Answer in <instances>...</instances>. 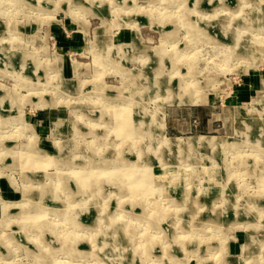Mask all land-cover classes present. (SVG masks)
Instances as JSON below:
<instances>
[{
  "label": "rangeland",
  "instance_id": "rangeland-1",
  "mask_svg": "<svg viewBox=\"0 0 264 264\" xmlns=\"http://www.w3.org/2000/svg\"><path fill=\"white\" fill-rule=\"evenodd\" d=\"M0 26V264H65L58 223L88 197L81 224L138 225L103 260L77 242L71 264H264V0H0ZM150 120L193 145L142 139ZM88 173L110 177L77 194Z\"/></svg>",
  "mask_w": 264,
  "mask_h": 264
},
{
  "label": "bare ground",
  "instance_id": "bare-ground-1",
  "mask_svg": "<svg viewBox=\"0 0 264 264\" xmlns=\"http://www.w3.org/2000/svg\"><path fill=\"white\" fill-rule=\"evenodd\" d=\"M0 27H2V26H0ZM3 27H5V26H3ZM251 38H257V36L253 35V36H251ZM261 41H264V40L260 39V40H256L255 42L259 43ZM250 49L251 50H257V48H255V43L254 42H252V46H251ZM181 81H182L181 83L180 82H177V83H178V85L182 84L183 91L178 96L177 100L184 101V100L191 99L192 97L189 96L190 95V90L193 88V86H195L196 83L192 82L190 80L189 81L188 80L185 81V79H183ZM168 84H170V81L168 82ZM142 123L145 124V125L148 124L147 128L138 130L140 134H143L142 139H145V140L148 139L150 141L153 140V139H158L159 142L162 145L161 147L167 149L170 152L173 151V150H176V152L179 153L181 148H182V146L184 145V142H185V145L187 147L193 145L190 140L182 141V140L179 139L177 142H173L172 139H165V138L161 137V133H160V131L158 129L157 130H155V129L152 130V128L150 127L151 123H152L151 120L149 122H142L141 121L138 124H142ZM148 135H150V136L149 137H145V136H148ZM203 143H204V144H202L203 147H217V146L224 147L226 145V142L224 140L220 139L218 141H216V140L213 141L211 137L210 138H203ZM121 144H122V140H120V144L118 146L119 148H120ZM171 144H175L176 146H171ZM117 150H119V149H117ZM154 156H156V155L154 154ZM94 164H96V163H94ZM95 174L94 173H92V174L88 173L87 174V179L86 180L90 183V185H86L84 187H82V186L78 187L77 194L81 193L82 191H86V190H88L87 192H89L91 190L99 189L102 180L104 178H109L110 177V175L109 174L107 175L106 173H104V174H96V175ZM125 179L128 180V178H125ZM63 181H64V177H62V175H60V181L57 182V185H55V189L53 191L54 194L58 190H61V189H68V188L71 189V186H69V184H64V183L62 184ZM94 182H95V185H93ZM120 183L121 184H117L116 185V186H118L119 189L130 185V184H126V183H128L126 180L122 181ZM140 191L142 192V194L147 192V191H145V189H142ZM52 194H51V196H52ZM83 197H85V196H83ZM120 201L121 200H119L117 203L119 204ZM95 202L96 201H94V200L90 201L89 197H88V199H86L84 201L82 200V198L81 199L79 198V200H77V202H74V203H76L75 205L78 206V209L75 212L76 214L72 215V216L71 215L64 216L63 219H62V222H64V226H59V223H58V228L60 227V229L58 230V233H57L58 236H57L56 243L59 244L62 247L64 253L66 254V255L64 254L65 255L64 257L67 260L65 264L73 263L72 260L74 259V257L80 253L79 251L76 250V247H75L77 245V242L80 243V244H85L86 245V241H89L90 244H93L92 245L93 247L94 246L95 247L98 246L99 249L100 248L102 249V251H100V252L97 251L95 253V255L93 257L94 261L103 260V259H101L102 256H106L107 258H109V256L112 255L111 253L108 254L109 252H113V251L114 252H119L121 248H122V250H125L126 247L130 246V245L127 246L126 244L129 243V238L130 237H132V238L134 237V235H133L134 234V228L138 225V224H136L137 221L131 222L130 220H128L126 223H125V221H123L124 222L123 223V222H121V220H117V217L108 216L107 214L109 213V211L105 212L104 210H102V211H99V212L103 216L94 218V221H96V223H97V222H101V221L104 220V223H105V227L104 228H102V229L96 228V225L93 224V216L89 218L88 223H86L84 225L80 223L79 219H80V216L82 214H92L94 207L97 205ZM143 202H144L143 205H145L146 201H143ZM118 204H117V206H120V204L119 205ZM68 205H73V204H68ZM142 211H143V209H141V205H139L137 207V209L134 211V213L136 215V214L142 213ZM163 211H164V213L166 212V210H164V209H163ZM125 212L126 211H123V213H125ZM149 212L152 213V214L154 212H155V214H159V213L161 214L162 210H159V209L153 207L152 209L150 208ZM4 215H5V212L3 213V216ZM104 215H105V217H104ZM99 220H101V221H99ZM137 220H140V218L137 219ZM140 222H142V221H140ZM33 225L35 226V228L38 231L45 229V230L53 232V230H54V226L52 224L50 226H47V224L45 223L44 220H41L40 222H37V225L36 224H33ZM20 227H22L21 229L24 228L23 226H20ZM157 227L160 228L162 230V232L165 231V229L163 230V228H161L159 225ZM24 229H25L24 231H26V228H24ZM37 230H35V231H37ZM84 231H88V239H86V240L79 238V235L84 234ZM145 231H147V230H145ZM145 231H143V232H145ZM21 232H23V231H21ZM142 234H141V236H143ZM147 238L142 239V240L139 239L138 240L139 243L135 244V246L133 247L134 251H136L137 249H142V247H143V249L141 251V254L144 257L147 256L150 253L149 251H152V250H154L156 248L157 241H158L157 238L153 237L151 234H149ZM167 245L168 246H172L173 242L170 243V244L168 243ZM140 246H142V247H140ZM160 250H161L162 254H166V252H167L166 251V246L165 247H161ZM35 253H36L35 254V258L37 260H41L42 257L39 255L40 251L38 250V253L37 252H35ZM167 253H170V252H167ZM174 256H175L174 253H171L168 256V259L169 260L174 259ZM138 261L139 260H137V262ZM2 264H4V263H2ZM104 264H106V263H104ZM138 264H140V261H139Z\"/></svg>",
  "mask_w": 264,
  "mask_h": 264
}]
</instances>
